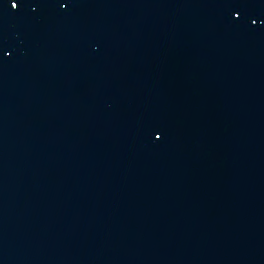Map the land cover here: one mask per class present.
<instances>
[{
    "label": "water",
    "instance_id": "1",
    "mask_svg": "<svg viewBox=\"0 0 264 264\" xmlns=\"http://www.w3.org/2000/svg\"><path fill=\"white\" fill-rule=\"evenodd\" d=\"M12 2L0 264H264V0Z\"/></svg>",
    "mask_w": 264,
    "mask_h": 264
},
{
    "label": "snow or ice",
    "instance_id": "2",
    "mask_svg": "<svg viewBox=\"0 0 264 264\" xmlns=\"http://www.w3.org/2000/svg\"><path fill=\"white\" fill-rule=\"evenodd\" d=\"M11 7L13 8V9H19V4L17 3V2H15V0H13V2H12V4H11ZM156 139L157 140H159V139H161V136L160 135H157L156 136Z\"/></svg>",
    "mask_w": 264,
    "mask_h": 264
}]
</instances>
